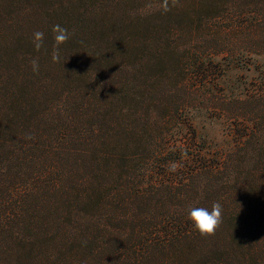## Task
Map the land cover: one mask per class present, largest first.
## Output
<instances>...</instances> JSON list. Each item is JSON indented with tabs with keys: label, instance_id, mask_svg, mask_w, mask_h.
<instances>
[{
	"label": "trees",
	"instance_id": "trees-1",
	"mask_svg": "<svg viewBox=\"0 0 264 264\" xmlns=\"http://www.w3.org/2000/svg\"><path fill=\"white\" fill-rule=\"evenodd\" d=\"M237 52L264 0H0V264H264V93L189 85ZM215 102L234 147L182 116Z\"/></svg>",
	"mask_w": 264,
	"mask_h": 264
},
{
	"label": "rangeland",
	"instance_id": "rangeland-1",
	"mask_svg": "<svg viewBox=\"0 0 264 264\" xmlns=\"http://www.w3.org/2000/svg\"><path fill=\"white\" fill-rule=\"evenodd\" d=\"M240 54L241 52L233 53L228 60L223 61L220 65L217 63L209 65V57L205 58L204 65L209 67L212 73L197 75L190 79L191 91L196 89L200 94L207 87L218 98L223 95H226V98L227 96L243 97L246 93L255 90L261 91V94L264 93V57L258 56L259 54L246 53L245 58H241ZM211 98L214 97L211 95ZM192 103V106H195L194 103L198 105L201 102L196 100ZM182 116L185 119H191L199 134L206 136L208 141L213 142V149L234 147L235 139H232L228 134L232 133L233 135V133L239 132V127L234 128L231 125V122H233L231 115L221 110L217 103H207V105H203L202 108L196 110L194 107L188 114L183 113ZM248 119L253 121L252 124L254 123V117ZM231 127L234 130H231Z\"/></svg>",
	"mask_w": 264,
	"mask_h": 264
},
{
	"label": "clouds",
	"instance_id": "clouds-1",
	"mask_svg": "<svg viewBox=\"0 0 264 264\" xmlns=\"http://www.w3.org/2000/svg\"><path fill=\"white\" fill-rule=\"evenodd\" d=\"M52 32L54 40L53 60H55L60 46L70 39L71 34L67 28L62 27L59 24L53 26ZM43 40V32L36 31L33 33V43L37 49L42 46ZM32 67L34 71L38 70L37 60L34 59L32 61ZM169 170L175 172L176 165H171ZM188 219L192 222V226L201 237H211L215 234L221 224L222 207L218 202L213 203L211 211L205 207H193L190 209Z\"/></svg>",
	"mask_w": 264,
	"mask_h": 264
}]
</instances>
